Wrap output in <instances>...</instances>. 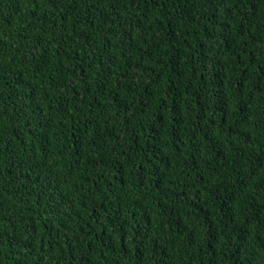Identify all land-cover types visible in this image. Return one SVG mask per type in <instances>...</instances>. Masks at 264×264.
Wrapping results in <instances>:
<instances>
[{"label": "trees", "instance_id": "16d2710c", "mask_svg": "<svg viewBox=\"0 0 264 264\" xmlns=\"http://www.w3.org/2000/svg\"><path fill=\"white\" fill-rule=\"evenodd\" d=\"M0 264H264V0H0Z\"/></svg>", "mask_w": 264, "mask_h": 264}]
</instances>
